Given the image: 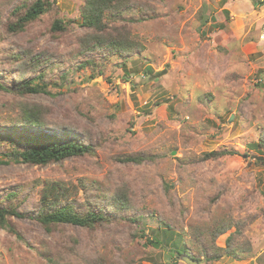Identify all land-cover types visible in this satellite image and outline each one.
<instances>
[{
  "label": "rangeland",
  "instance_id": "obj_1",
  "mask_svg": "<svg viewBox=\"0 0 264 264\" xmlns=\"http://www.w3.org/2000/svg\"><path fill=\"white\" fill-rule=\"evenodd\" d=\"M22 1L0 0V78L12 52L55 66L45 80L50 94L0 90V159H8L6 129L68 134L94 152L47 166L0 165V206L24 215L9 217L17 235L0 228V264H186L185 254L170 253L186 247L198 264H264V0H136L137 10L113 27L144 49L128 58L97 54L84 68L95 58L78 55L94 34L82 26L85 0H50L51 11L12 32ZM56 19L67 31L51 32ZM20 70L10 87L34 78ZM33 108L49 128L12 126ZM223 150L233 154L205 158ZM137 154L152 160L120 161ZM119 196L130 213L94 231H48L34 218L42 198ZM239 229L232 247L251 251L230 257L228 239Z\"/></svg>",
  "mask_w": 264,
  "mask_h": 264
},
{
  "label": "trees",
  "instance_id": "obj_2",
  "mask_svg": "<svg viewBox=\"0 0 264 264\" xmlns=\"http://www.w3.org/2000/svg\"><path fill=\"white\" fill-rule=\"evenodd\" d=\"M136 3V0H85L84 7L82 8V26L88 31H93L94 34L90 37H86L82 41L78 55L81 58L88 56H94L95 58L92 60H84L83 64L79 65L78 68H84L88 64L94 65L100 57L114 56L117 58H128L132 56L134 52H141L144 49L142 43L135 40L131 34H129V31L118 32L115 27H113V24L123 20L126 14H132L137 10ZM52 8L53 3L50 0L22 1V4L16 6L11 13L17 20L11 23L10 30L12 32H22L28 25L38 21L42 16L51 11ZM146 12H149V10L142 13L143 18H139V21L146 20L149 17L148 15V17H146ZM111 29L113 30V34H111ZM65 31H67V28L64 26L62 20L56 19L52 23L51 32L53 34L58 35L59 32ZM97 54H101V56L97 57ZM46 59L48 58H44L41 54H32L25 51L9 53V56L5 57V62L10 65V68L4 72L0 78V90L13 91L17 88L20 95L50 94L49 84L47 86L45 80L52 73V68L55 65H53L54 62H48ZM73 60H77V58H73L72 61ZM18 68L21 69L20 71L23 76H25V74H30L34 75V78L28 82L20 78L18 81H15L12 85L13 87H10L7 83L9 81L8 79L10 76L15 77ZM145 72L149 73L151 69H147ZM69 75L70 73L66 75L68 78H63L64 82H68V79H70ZM19 81L25 82H20V84L17 85ZM43 113L44 112L38 108H33L28 111L24 109L22 113V123L14 121L12 126L16 128H28L26 127L27 125L30 128L29 130L32 131L35 129L40 130L41 128H49V124L41 119ZM42 130L43 129H41L39 133H20L21 130L19 129H6L9 134L5 135V138L8 139L9 143L6 145L8 149L6 150L5 148L4 156L8 159H0V165L20 162L30 165L47 166L52 163L64 161L68 158H83L94 152V147L91 143L75 138L69 139L68 134L65 135V138H62L56 135V131H52L54 133H45L42 132ZM260 144L264 146V130ZM232 154L233 153L228 150L214 151L205 155V158L209 160H219ZM146 160H152V158L143 154L120 158V161L125 163L141 164ZM12 196L16 197V195ZM131 209L132 207H130V201L127 196L114 197L112 201L90 198L86 203L77 200L71 201L70 198L60 200L48 197L42 198L39 202V205H37L35 209L34 218L41 222L48 231H50V227H57L58 225H72L94 231L116 220L122 212H125V216L126 214L128 215ZM13 216L19 218L24 217V215L19 213L16 209L0 206V228L8 229L11 234L17 235L18 233L8 221L9 217ZM27 217H29V215ZM222 232H224V230L220 231V233ZM162 233L160 234L162 235ZM165 234H167V231ZM241 234L242 230L239 229L236 235H232L228 239V245L232 247L233 239ZM150 243L154 244L156 247L162 245L160 241H150ZM245 246L246 248L243 249L232 247L233 249L228 251V256L237 257L238 254L250 252L251 247L248 245ZM176 249L177 248H174V251L170 252L175 255V257H180L183 253L196 260L191 256L188 247L182 252Z\"/></svg>",
  "mask_w": 264,
  "mask_h": 264
},
{
  "label": "water",
  "instance_id": "obj_3",
  "mask_svg": "<svg viewBox=\"0 0 264 264\" xmlns=\"http://www.w3.org/2000/svg\"><path fill=\"white\" fill-rule=\"evenodd\" d=\"M254 158V157H253ZM256 160H259V161H262L263 159L262 158H257L256 157ZM182 259L183 261L186 263V264H198V261L192 259L189 255L185 254L184 256H182Z\"/></svg>",
  "mask_w": 264,
  "mask_h": 264
}]
</instances>
